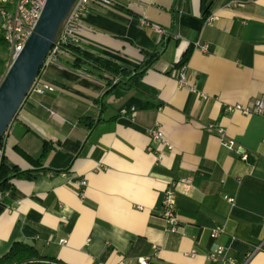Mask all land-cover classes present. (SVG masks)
Listing matches in <instances>:
<instances>
[{
  "label": "crops",
  "instance_id": "0c3cea01",
  "mask_svg": "<svg viewBox=\"0 0 264 264\" xmlns=\"http://www.w3.org/2000/svg\"><path fill=\"white\" fill-rule=\"evenodd\" d=\"M161 41L139 88L105 97L107 82L90 72L61 60L43 69L55 90L24 100L1 146L4 162L30 177L0 199V257L32 242L65 264H222L207 254L223 247L236 264H264V115L224 108L264 95V0L92 2L78 45L134 69ZM187 50L194 89L172 73ZM156 123L173 144L160 159L148 149ZM188 176L193 185L177 195L182 226L169 232L165 191Z\"/></svg>",
  "mask_w": 264,
  "mask_h": 264
},
{
  "label": "built area",
  "instance_id": "2783aa9c",
  "mask_svg": "<svg viewBox=\"0 0 264 264\" xmlns=\"http://www.w3.org/2000/svg\"><path fill=\"white\" fill-rule=\"evenodd\" d=\"M47 0H0V34L5 38L8 45V69L24 49L26 43L31 37L35 26L41 16L43 8ZM92 2H99L105 5H111L113 0H76L73 4L66 19L60 25L54 45L48 54L37 78L32 84L26 98L31 94H44L47 91L55 90V87L42 78L43 69L59 60V56L71 52L67 49L68 44H78L81 41V27L83 26L85 17L87 16ZM217 18V15H211L207 18V22H212ZM161 31V29H159ZM200 46V42L196 43ZM187 63L180 66H173L172 73L174 76L179 75V84L181 86L194 89L186 77ZM25 98V99H26ZM225 110L230 112H242L243 114H261L264 115V95L253 100L249 104H225ZM206 129L211 133L218 134L225 145L234 149L241 155L243 160L249 159V154L245 148L238 145L233 140H226L225 128L223 126L210 123ZM150 137L157 146L150 145L148 149L151 152H160L158 159L161 158L162 149L167 148L173 150V144L166 138L164 131L159 123H156L150 129ZM81 187V197H85L84 190L88 186V181L82 179L79 181ZM193 185V178L182 177L179 180L171 182L165 191L162 200L161 214L167 223V231L179 232L181 228V221L178 217L177 210V195L182 188H190ZM7 191H2L0 188V199L4 197ZM62 243L66 242L61 240ZM193 252H196L193 250ZM250 253L247 259H250ZM207 258L213 262H220L222 264H236L233 257L225 254L223 247H218L207 254ZM148 257L140 258V264H147Z\"/></svg>",
  "mask_w": 264,
  "mask_h": 264
},
{
  "label": "trees",
  "instance_id": "16d2710c",
  "mask_svg": "<svg viewBox=\"0 0 264 264\" xmlns=\"http://www.w3.org/2000/svg\"><path fill=\"white\" fill-rule=\"evenodd\" d=\"M208 0H202L203 5ZM0 48L8 52V45L5 38L0 34ZM67 49L71 52L69 58L63 55L59 56V60L64 61L66 65L74 69H83L92 73L96 77L104 79L109 89L108 92L117 86L125 89H138L139 82L144 74L153 68L154 64L162 57L164 51L163 42H159L157 47L152 50H143V60L139 66L130 69L122 66L117 60L103 56L99 51L87 50L78 44H68ZM190 50L184 54L183 59L175 66H180L189 61ZM121 77H126L123 79ZM119 79V80H117ZM118 81V82H117ZM4 137L0 145L2 146ZM249 160L252 158L249 156ZM30 172L22 171L17 167H10L5 162L0 153V188L2 191H8L13 187L15 178H29ZM0 264H65L54 256L43 254L39 248L32 242H16L10 251L0 257Z\"/></svg>",
  "mask_w": 264,
  "mask_h": 264
},
{
  "label": "water",
  "instance_id": "95a60500",
  "mask_svg": "<svg viewBox=\"0 0 264 264\" xmlns=\"http://www.w3.org/2000/svg\"><path fill=\"white\" fill-rule=\"evenodd\" d=\"M76 0H47L24 49L0 83V142L50 53L58 30ZM1 153V145H0Z\"/></svg>",
  "mask_w": 264,
  "mask_h": 264
},
{
  "label": "rangeland",
  "instance_id": "374dc122",
  "mask_svg": "<svg viewBox=\"0 0 264 264\" xmlns=\"http://www.w3.org/2000/svg\"><path fill=\"white\" fill-rule=\"evenodd\" d=\"M8 72V52L0 48V83Z\"/></svg>",
  "mask_w": 264,
  "mask_h": 264
}]
</instances>
